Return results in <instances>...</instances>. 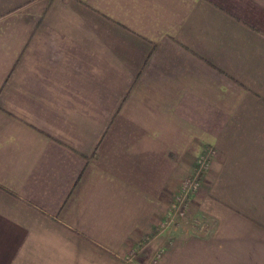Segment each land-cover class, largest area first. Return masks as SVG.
Masks as SVG:
<instances>
[{
	"label": "crops",
	"instance_id": "obj_1",
	"mask_svg": "<svg viewBox=\"0 0 264 264\" xmlns=\"http://www.w3.org/2000/svg\"><path fill=\"white\" fill-rule=\"evenodd\" d=\"M0 264H264V0H0Z\"/></svg>",
	"mask_w": 264,
	"mask_h": 264
},
{
	"label": "rangeland",
	"instance_id": "obj_2",
	"mask_svg": "<svg viewBox=\"0 0 264 264\" xmlns=\"http://www.w3.org/2000/svg\"><path fill=\"white\" fill-rule=\"evenodd\" d=\"M213 150L212 147H209L201 151L194 160L184 159L182 161L181 189L171 194L170 198H168L171 201H169L165 210V216L169 220H174L177 217L186 218L191 215L192 199H194L204 179L210 165V156L208 154L212 153ZM170 227V225L164 224L163 221L154 225L148 233H144L137 241L134 254L138 256L144 253L153 260L155 253L164 241L165 235L171 233Z\"/></svg>",
	"mask_w": 264,
	"mask_h": 264
}]
</instances>
